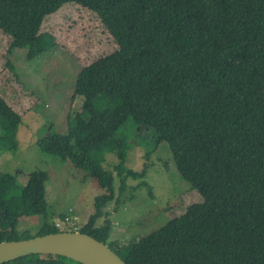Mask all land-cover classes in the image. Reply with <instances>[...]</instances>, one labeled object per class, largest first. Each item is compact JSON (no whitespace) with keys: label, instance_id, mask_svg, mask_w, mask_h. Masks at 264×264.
<instances>
[{"label":"trees","instance_id":"16d2710c","mask_svg":"<svg viewBox=\"0 0 264 264\" xmlns=\"http://www.w3.org/2000/svg\"><path fill=\"white\" fill-rule=\"evenodd\" d=\"M68 2L94 11L118 46L80 70L73 98H83L81 109L67 131L37 140L104 189L74 231L107 243L110 223L95 222L116 177L123 191L137 175H124V162L147 127L200 200L156 231L109 246L127 264H264V0H0L8 53L26 48L32 59L54 48L42 24ZM21 122L0 95V153L17 152ZM108 153L119 160L117 176L103 167ZM20 172L0 171V242L34 237L18 229L24 216L44 217L35 236L62 231L47 220L48 173L35 170L21 186ZM3 264L83 263L38 253Z\"/></svg>","mask_w":264,"mask_h":264},{"label":"rangeland","instance_id":"374dc122","mask_svg":"<svg viewBox=\"0 0 264 264\" xmlns=\"http://www.w3.org/2000/svg\"><path fill=\"white\" fill-rule=\"evenodd\" d=\"M41 30L51 35L56 46L29 59L26 48L8 53L10 38L0 29V95L22 119L20 147L16 153H0V171L20 170L17 182L21 186L27 184L31 172L46 171L47 220L56 224L64 220L63 215H70L75 223L58 229L74 231L95 212V201L104 189L69 159L42 152L37 140L47 132L67 131L69 119L81 109L83 98H73L80 70L118 46L97 14L76 2H68L48 15ZM156 138L154 130L143 127L131 140L133 147L124 162V175L128 170L137 175L127 177L123 191L114 168L118 158L108 153L103 162V167L117 176L116 191L95 226L110 223L107 244L115 249L119 243L156 231L200 200L198 191L179 172L168 144L156 145ZM43 221L42 216H24L18 229L35 236Z\"/></svg>","mask_w":264,"mask_h":264},{"label":"water","instance_id":"95a60500","mask_svg":"<svg viewBox=\"0 0 264 264\" xmlns=\"http://www.w3.org/2000/svg\"><path fill=\"white\" fill-rule=\"evenodd\" d=\"M38 253L62 255L83 264H127L107 243L80 231L0 242V264Z\"/></svg>","mask_w":264,"mask_h":264},{"label":"built area","instance_id":"2783aa9c","mask_svg":"<svg viewBox=\"0 0 264 264\" xmlns=\"http://www.w3.org/2000/svg\"><path fill=\"white\" fill-rule=\"evenodd\" d=\"M70 212H72V210L70 209ZM75 223V219L72 218L70 215L65 216L64 220L57 222L56 226L61 228L62 226H68L71 227L73 224ZM76 229V228H75Z\"/></svg>","mask_w":264,"mask_h":264}]
</instances>
